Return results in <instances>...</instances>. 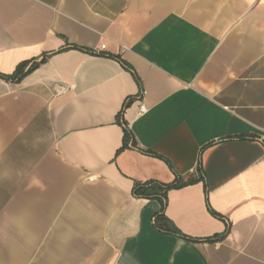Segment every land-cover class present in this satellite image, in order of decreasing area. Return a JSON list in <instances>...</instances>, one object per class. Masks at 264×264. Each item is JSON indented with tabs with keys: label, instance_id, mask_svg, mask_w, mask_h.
<instances>
[{
	"label": "crops",
	"instance_id": "0c3cea01",
	"mask_svg": "<svg viewBox=\"0 0 264 264\" xmlns=\"http://www.w3.org/2000/svg\"><path fill=\"white\" fill-rule=\"evenodd\" d=\"M21 63L0 264H264V0H0V75ZM176 177L161 231L132 187Z\"/></svg>",
	"mask_w": 264,
	"mask_h": 264
},
{
	"label": "trees",
	"instance_id": "16d2710c",
	"mask_svg": "<svg viewBox=\"0 0 264 264\" xmlns=\"http://www.w3.org/2000/svg\"><path fill=\"white\" fill-rule=\"evenodd\" d=\"M44 61V59L42 60ZM28 63H21L17 65L14 72L11 75H0L5 80L11 81V82H18L21 80L23 76H25L27 73L34 70L39 63H32L27 70H25V67ZM127 104H125L126 107ZM123 144H125L128 140L129 133L124 128L123 131ZM200 171V167H199ZM194 180L188 179L183 180L180 177H176L171 183L164 184L155 180H149L145 182H135L132 187V195L135 198H142V199H148V200H156L161 203V209L159 212L155 213L154 215V225L157 229L161 231H171L168 229V221L163 216V209H164V203L166 200V194L170 189H177L181 188L183 186H186L188 184H191Z\"/></svg>",
	"mask_w": 264,
	"mask_h": 264
},
{
	"label": "built area",
	"instance_id": "2783aa9c",
	"mask_svg": "<svg viewBox=\"0 0 264 264\" xmlns=\"http://www.w3.org/2000/svg\"><path fill=\"white\" fill-rule=\"evenodd\" d=\"M103 49H104V47L101 46V48H99L98 51H101V50H103ZM122 49H124V48H122ZM66 91H67V87H65V86H59V87H57V88L55 89V94H56V95H62V94H65ZM145 112H146V108H145V106H144L143 104L139 103V106H138V112H137L138 115H142V114H144ZM88 180L91 181V178H89Z\"/></svg>",
	"mask_w": 264,
	"mask_h": 264
}]
</instances>
